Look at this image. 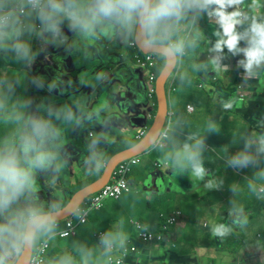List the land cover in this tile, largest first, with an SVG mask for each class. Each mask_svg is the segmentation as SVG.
<instances>
[{"label":"clouds","instance_id":"clouds-1","mask_svg":"<svg viewBox=\"0 0 264 264\" xmlns=\"http://www.w3.org/2000/svg\"><path fill=\"white\" fill-rule=\"evenodd\" d=\"M260 8V0H0V54L30 68L49 46L78 53L85 61L100 59L107 44L143 47L163 61L162 70L175 71L181 86L192 83L189 68L205 76L210 71L228 72L226 57L242 56L237 68L243 69L246 82L264 73V13ZM205 15L216 26L215 41L209 40L207 56L201 59L200 20ZM33 37L40 43L35 50ZM26 78L27 73H0V126L8 129L0 137V264H20L25 257L29 264H112L113 251L125 249L129 240L122 220L102 232L96 244L74 240L72 252L41 258L48 244L61 234L59 220L65 206L62 199L47 203L41 199L38 177L43 174L49 189H55L71 159L66 147L70 129L89 130L82 161L89 174L106 170L110 164L103 148L110 142L107 134L114 128L123 134L125 125L109 98L92 103L87 95H73L60 105L47 98L34 103L31 97L17 94ZM30 82L37 87L45 83L41 76L31 77ZM66 83L70 82L54 79L47 84L48 91H66ZM108 83L104 71L86 70L79 75V84L93 92ZM219 103L225 111L233 106L230 100ZM98 125L101 131L91 130ZM189 127V120L177 114L152 127L145 137L146 147L159 154L163 168L187 173L209 191L222 189L224 181L212 176L203 158L208 134L219 133L221 125L210 118L205 135L189 131ZM256 129L238 132L242 147L235 153L224 147L222 158L234 169L253 168V175L245 178L246 188L256 199L264 200V119L257 122ZM230 191V224L203 220L198 224L220 240L232 233L231 225L244 229L249 222L243 205L235 199L241 187L233 183ZM85 214L80 209L73 212L81 223ZM251 248L264 253L259 240Z\"/></svg>","mask_w":264,"mask_h":264},{"label":"crops","instance_id":"crops-1","mask_svg":"<svg viewBox=\"0 0 264 264\" xmlns=\"http://www.w3.org/2000/svg\"><path fill=\"white\" fill-rule=\"evenodd\" d=\"M246 2L250 3L251 0H246ZM260 4L259 11L264 13V0H260ZM200 27L202 39L198 54H201L200 58L203 59L207 56V48L210 47L209 40L215 41L213 31L216 26L205 15L200 20ZM64 30L70 37L72 36L66 25ZM38 44H40L39 41L33 37L34 50L37 49ZM241 44L243 46V42ZM107 45L109 54L104 53L101 61L89 63L86 68L87 71L95 72L93 69L102 66L100 67L101 71L108 74L109 83L105 85L106 89L101 90L103 92H93L86 88L81 90L76 85H74L76 88L69 91L68 83L64 85L66 91L59 89L53 92L48 91L47 84L57 79L60 72L58 66L64 70V64H58L59 58H66L69 55L63 48L49 46L43 53L38 54L30 68L16 62L12 57L5 59L4 55L0 54V73L4 71H7L9 75L27 73L25 79L28 84L27 91H30L34 100L38 97L39 102L42 98H47L60 105L68 102L73 95H87L91 97L92 103H95L101 98L110 99V95H112L114 100L111 103L116 116H122L123 105L126 110L124 113H127L129 109L128 103L123 104L124 97L121 96V93L125 88L121 82L126 83L132 80L139 82L142 78L143 84L136 89L130 99L139 98L142 100L143 96L148 97V100L146 98L147 105L138 110L142 115L147 116V121L143 127L133 125L127 119L120 121L125 125V131L121 134L119 128H114L107 134L110 142L103 144L106 159H108V152L112 144L120 147L127 143V140L124 139L125 136L127 139L135 138L138 141L128 148L138 144L141 141L138 136L141 132L150 129V123L154 122L155 114L158 111L156 99L151 101L149 98L148 75L140 70L134 62L136 49L118 43ZM225 52L227 53V49ZM241 58L242 56L232 57L230 55L226 57L224 64L228 65V72L214 73L210 71L205 76L202 73L191 72L189 68L192 75L190 85L181 86L175 79V71L167 82L170 107L168 120L175 119L177 114L182 113L190 122L188 130L198 131L201 135L206 134V125L210 118L216 119V122L221 125L219 133L208 134L206 139L208 149L204 152L203 158L205 166L211 171L212 176L218 181L221 179L224 181L222 189L209 191L204 188L202 181L192 180L187 173H185L187 180L176 185L172 180L179 172L158 168L156 164L159 155H157L158 158H155L153 151L149 150L137 156L140 158V163L133 168L131 173H136L138 182L134 185L131 176L129 177L131 191L125 193L120 199L107 200L101 210L94 211L95 213L90 215L85 224L76 228L74 235L64 238L58 235L55 241L49 243L46 260L65 251L72 252L74 240L86 241L90 245L98 243L100 233L107 231L122 220L124 231L129 235L126 248L116 250L117 257H123L122 264H264V261L261 260L264 253L251 248L256 240L264 244V200H258L249 193L245 181L246 177L253 175L254 169L251 167L244 169L228 167L222 158L224 147L230 149L232 153L242 147V144H239L238 132L244 129H256L257 122L264 119V73L255 79L244 82L242 79L243 69L237 68V61ZM188 63L186 58L185 67ZM52 69L55 72L52 73ZM33 76L43 77L44 86L36 89V86L30 82ZM36 91L38 94L40 92V97L38 94V96L35 95ZM17 94L21 95L22 92L17 91ZM25 96H28V93ZM221 99L230 100L232 108L228 111L221 109L219 103ZM191 106L194 108L193 110L190 109ZM128 115L132 117L135 114L130 111ZM114 123L116 127L121 126L119 122ZM91 130L98 132L102 128L98 125ZM256 130L259 131V129ZM88 131L70 129L67 133V145H70L68 151L71 154V159L67 170L61 172L55 189H49L43 174L38 177L41 189L40 197L45 203L51 199H62V203L66 206L69 191L93 178V181L88 183L90 185L104 174L105 170L89 174L83 167L82 161L86 154ZM7 132L8 129L0 126V137L7 135ZM128 148L124 147L116 154ZM77 149L80 153L76 151ZM158 171L167 173L164 182L159 181V176L154 177ZM233 183H238L242 189L235 199L243 205L248 217V225L244 229L231 225L233 231L230 235L222 240L213 238L208 228L198 225L199 220L230 224L228 208L232 198L230 185ZM86 186L79 188L78 191ZM195 187L197 189L193 191ZM154 201L162 203L155 210L151 206ZM178 212L180 215H178L177 222L167 230H163L166 219ZM67 219L59 222V232L66 228ZM137 223L153 235L161 236L162 240L143 242L135 228ZM58 239H67V242L62 243ZM134 247H136V251H131Z\"/></svg>","mask_w":264,"mask_h":264},{"label":"water","instance_id":"water-1","mask_svg":"<svg viewBox=\"0 0 264 264\" xmlns=\"http://www.w3.org/2000/svg\"><path fill=\"white\" fill-rule=\"evenodd\" d=\"M145 54H151L149 51H147L145 48L143 47H139ZM65 51V50H64ZM66 52V51H65ZM68 53V52H66ZM104 53H108L109 54V47L108 45H106ZM64 58L61 57L59 58L60 60L58 61L59 63L64 64V70L62 69L61 66H58L60 72L58 73L57 79H62L66 82H70L69 84V91L73 90L74 88H76L74 85H76L77 87H79L81 90L82 88H86L89 91H93L91 88L88 87H83L79 84V75L81 72L86 71L87 69V65L90 63H95V62H99L102 59H94L92 61H85L83 60L78 53H74V54H70ZM67 59V60H66ZM70 66H69V64ZM115 64V63H114ZM102 66H99L93 70L96 71H101L102 68H100ZM114 73L116 72L115 69L113 71ZM174 73V71H162L158 82H157V98H158V111L157 114L154 118V123L152 124V126L150 127V129L148 130V133L151 131L152 127L154 125H158L161 123H166L170 114V107H169V96H168V90H167V82L170 79L171 75ZM60 75V76H59ZM142 78L140 79V81L135 82V81H127L126 83L121 82V84L123 85L124 91H122L121 96L124 97V103H128L127 107L129 108L127 113H124L126 110L124 109V105H123V114L122 116H118L120 121H125L126 119L128 121H130L131 124H136L139 127H143L145 122L147 121V116L144 114L142 115L138 110L144 106H146V98L148 100V97L143 96L144 98L142 100H140L139 98H135V99H130V96L136 91V89H138V87H141V84H143L142 82ZM138 84V85H137ZM106 89V87H102V88H97L95 91L96 92H103L101 90ZM85 90V89H84ZM68 91V92H69ZM111 96V101L114 100L113 96ZM132 111L135 115L132 117L128 115V113ZM142 115V116H141ZM128 118H125V117ZM88 129H84L80 131H87ZM147 133V134H148ZM147 136V135H146ZM145 136V137H146ZM145 137L136 145H134L131 148H128L118 154H116L115 156H113L109 161L110 164L108 165V167L106 168L104 174L95 182H93L92 184L86 186L85 188L81 189L80 191H78L77 193H75V195L70 199V202L64 207V215L60 218V221H64L67 218L71 217L73 215L74 210L76 209H80L81 206L94 194H96L97 192H99L103 187H105L111 180L113 172L115 171V169L117 168V166L130 159L133 157H137L140 156L146 152H148L150 149H148L146 147L147 145V141L145 140ZM67 150L70 148V145H67ZM72 150V147H71ZM77 152L80 153L79 149L76 150ZM157 174H154V177L157 178L158 176L159 181L164 182V177L167 173L165 172H156ZM161 182V183H162ZM28 258L25 257L24 259L21 260L20 264H28Z\"/></svg>","mask_w":264,"mask_h":264},{"label":"built area","instance_id":"built-area-1","mask_svg":"<svg viewBox=\"0 0 264 264\" xmlns=\"http://www.w3.org/2000/svg\"><path fill=\"white\" fill-rule=\"evenodd\" d=\"M136 49V54L134 55V62L136 66L140 69L146 72L148 75L149 80V86H148V94L150 100L154 101L157 97V82L159 79V76L157 75V69L159 66V59L157 56L153 54H145L139 47H133ZM191 110L194 108L191 106ZM155 118V117H154ZM148 133V130L143 131L138 136V139L142 140ZM132 160H138V163H132ZM140 163L139 157H133L130 158L122 163H120L115 171L113 172L112 178L110 182L103 187L99 192L91 196L84 205L80 208L84 213H86L83 217L84 222L81 223L80 220L76 219L74 215L69 217L67 219V225L66 228L60 231L61 237H70L71 235H74L76 232V228L79 225L85 224L88 220L90 215L94 211L101 210L105 202L109 199H120L125 193H128L131 191V184H130V173L132 172L133 168ZM158 168H163L159 164V162L156 164ZM178 215L180 213L178 212L176 215L169 217L166 219V222L163 226V230H167L170 226L174 225L177 222ZM135 228L138 232L139 238L143 242H151L154 240H162L161 236H155L152 233L148 232L141 224H135ZM101 234V233H100ZM100 237V235H99ZM50 245L45 248L44 253L41 255V258L46 260V256L48 254V249ZM131 251H136V247L132 248ZM116 250H114L112 254V264H122L123 257L116 255ZM29 264V263H28Z\"/></svg>","mask_w":264,"mask_h":264},{"label":"rangeland","instance_id":"rangeland-1","mask_svg":"<svg viewBox=\"0 0 264 264\" xmlns=\"http://www.w3.org/2000/svg\"><path fill=\"white\" fill-rule=\"evenodd\" d=\"M39 45L40 44H38V47L37 48H39ZM51 72L53 73V72H55V70L54 69H52L51 70ZM56 75V74H55ZM57 76V75H56ZM36 89H38V87L36 86ZM22 90H24V91H22ZM28 90V84L26 83V81H24V83L20 86V88H17V91H21L22 92V94L21 95H24L25 96V94H27L28 93V96L30 95V97H31V93H30V91H27ZM34 92V91H33ZM38 94V91H36L35 92V95H37ZM39 97L41 96L40 95V92H39ZM37 95V96H38ZM32 99H33V97H31ZM38 97L34 100L33 99V101H34V103H38ZM154 122L153 121H151V123H150V126H152V124H153ZM135 142H138V141H136L135 140V138H128L127 139V143L125 144V145H122V146H120V147H118L116 144H112V146H111V148H110V150H109V154H108V156H107V158L108 159H110V157H111V155L113 154V153H115V152H117V151H120L121 149H123L124 147L125 148H128V147H130V146H132ZM153 154L155 155V158H158V156L157 155H159L157 152H155V151H153ZM159 161V160H158ZM67 170V167L63 170L64 172ZM99 176H101V175H99ZM131 180H132V183H134V185L135 184H137V182H138V180H137V175H136V173L134 172V173H131ZM184 180H187L186 179V177H185V173L184 174H181V173H178V174H176L175 176H174V179L172 180V181H174V183L177 185L178 183H180V184H182L183 182H184ZM93 181V178L91 179V180H89V181H86V182H82L80 185H79V187L78 188H75V189H72L71 191H69L68 193H67V196H68V203L70 202V199H71V197H72V192H73V190L74 191H78L79 190V188H81V187H83L84 185L86 186V185H88V183H90V182H92ZM136 186H138V185H136ZM195 189H197L196 187L195 188H193V191L195 190ZM162 203H158V202H153L152 204H151V206H152V208H153V210H155L156 208H157V206H159V205H161ZM95 213V212H94ZM254 217H256V216H254ZM58 240H60V242H62V243H66L67 242V239H58ZM160 262V261H159Z\"/></svg>","mask_w":264,"mask_h":264},{"label":"trees","instance_id":"trees-1","mask_svg":"<svg viewBox=\"0 0 264 264\" xmlns=\"http://www.w3.org/2000/svg\"><path fill=\"white\" fill-rule=\"evenodd\" d=\"M158 59H159V66H158V69H157V75L158 76H160V74H161V72L163 71L162 70V65H163V61L158 57ZM156 99V102H157V104H158V98L156 97L155 98ZM156 115V114H155ZM117 152H115V153H113L112 155H111V157L114 155V154H116ZM75 193H76V191H73L72 192V197L75 195ZM71 197V198H72Z\"/></svg>","mask_w":264,"mask_h":264}]
</instances>
